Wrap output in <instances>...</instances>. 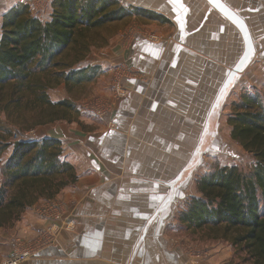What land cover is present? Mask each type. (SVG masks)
Segmentation results:
<instances>
[{"label": "crops", "instance_id": "1", "mask_svg": "<svg viewBox=\"0 0 264 264\" xmlns=\"http://www.w3.org/2000/svg\"><path fill=\"white\" fill-rule=\"evenodd\" d=\"M15 1L0 0V40L4 16ZM225 1L245 19L256 45L253 61L228 98L264 87V0ZM155 2L135 6L164 16L168 27H146V37L121 31L81 64L99 67L96 79L124 64V94L111 112L99 118L79 110L77 122L31 132L35 140L62 143L78 182L53 201L28 209L12 228L0 229V264L15 247L52 227L53 221L39 213L52 202L63 216L55 223V241L23 264H228L227 249L210 247L205 258L193 261L171 247L168 235L179 208L197 197L193 156L217 151V120L224 107L220 113L213 108L229 70L244 53V41L205 0ZM47 16L34 17L45 23L51 19ZM111 93L109 88L102 94ZM48 94L54 103L73 99L65 85ZM206 138L213 139L207 144Z\"/></svg>", "mask_w": 264, "mask_h": 264}, {"label": "trees", "instance_id": "2", "mask_svg": "<svg viewBox=\"0 0 264 264\" xmlns=\"http://www.w3.org/2000/svg\"><path fill=\"white\" fill-rule=\"evenodd\" d=\"M50 21L41 22L26 5L3 19L0 40V229L12 228L41 201H53L78 182L56 139L13 141L40 127L77 122L76 100L51 101L48 92L93 82L99 67L82 68L93 49L108 42L106 26L131 17L170 24L164 16L124 8L118 0H55ZM230 137L252 155L249 173L226 167L196 181L192 197L176 214L187 231L225 241L242 264H264V87L245 90L232 104ZM13 148L4 163V155Z\"/></svg>", "mask_w": 264, "mask_h": 264}, {"label": "rangeland", "instance_id": "3", "mask_svg": "<svg viewBox=\"0 0 264 264\" xmlns=\"http://www.w3.org/2000/svg\"><path fill=\"white\" fill-rule=\"evenodd\" d=\"M54 1L55 0H22V1L16 0L14 2L15 4L14 7L18 5H26L30 8L31 13L34 16L42 15L43 18L48 15L47 17H50L52 16L53 13L52 5ZM118 1L124 8L133 9V10L136 9L135 5L150 4L152 6L153 4L156 3L155 0H118ZM198 19L200 23V21H202V18H198ZM159 23H160L159 21H150L140 16L131 17L120 22L116 26H106L100 31L101 32L100 37L108 39L106 45H109V40L121 31L128 30L127 35L130 34L131 36H133L136 33L137 35L141 34V36L146 37V34L149 32L146 27H149L151 25L159 26V27L161 26L168 27L167 24H162V23L159 24ZM97 51H101V49H98ZM123 66L124 64L121 66L119 65L117 70L114 71V73H110L111 71L109 73L106 72L104 76L103 75L100 76L98 79L93 81V83H90L87 86L82 85L83 87L81 88L78 89L74 88L76 90H74L73 99L77 101L76 104L80 112L90 114L83 107L85 105H89L90 107L95 109H102L104 111H107L106 114L111 112L110 110L113 107L112 103L115 102L114 100H116L118 96L116 93V84L119 81H121V77L124 72L123 71L124 69H122ZM109 88L112 91V93L110 94L111 97L102 94L104 93L105 90ZM254 89H263V87L260 88L256 87ZM244 91L245 90H241L237 92L238 94L234 93L233 95L227 98V101H225L226 105L224 106L223 104L224 108L223 111L221 110L222 111L221 119L219 121L217 120V129H218L217 151H215L214 153H206L205 155H203V157L193 156L195 158L193 162L194 166L190 168V171L192 170L191 172L192 177L195 176V178L197 177L196 179H198L199 177H202L207 174H214L217 170L226 167H230V168L236 167L244 173L250 172V168L254 165L255 160L252 155L245 152L237 142L231 139L230 134L232 129L228 125V119L232 114L231 106L234 102L240 101V95H242ZM95 117L102 118V116H98V115H96ZM22 138L25 141H31V140H35L36 136L32 135L30 132L28 133V135ZM212 139L213 138H206L207 144L208 141ZM9 151L3 157L4 163L10 158L12 154ZM199 160L202 161V165L200 164L201 168L200 170H197L196 168L197 165H199L198 163ZM193 187H194V190H192L193 194L199 197L200 194L197 191L196 185L195 186L193 185ZM185 204L186 203H184V205ZM183 206L179 208V211L180 209H182ZM179 211H177V214ZM175 217L173 219V224L175 226L174 228H172L171 231H169V235H168L169 236L168 241L171 244V247L173 248L175 247L179 249L182 253H185L187 256H189L191 260L195 261L200 258H205L209 254L210 247L217 246L219 248H224L229 251L230 259L228 261V264H242L240 259L235 256L234 248H232L230 244H228L225 241L213 242L210 240H206L204 237H202L203 235H201L200 232L199 233H193L191 231L189 232L186 230L185 227L180 226L179 222L176 220Z\"/></svg>", "mask_w": 264, "mask_h": 264}, {"label": "water", "instance_id": "4", "mask_svg": "<svg viewBox=\"0 0 264 264\" xmlns=\"http://www.w3.org/2000/svg\"><path fill=\"white\" fill-rule=\"evenodd\" d=\"M207 4L210 6L211 10L217 12L224 19L234 25L238 31L240 32L243 41H244V53L240 58L237 65L229 70L227 74V79L224 82L218 96L217 102L213 108V111L217 110V113H220L222 110L223 104L230 92L233 88L235 82L240 77V75L246 70V68L250 65L255 57V49L256 45L253 41L252 34L247 25L245 19L234 9H232L229 4L225 0H205ZM207 127H209V122H207ZM199 154L201 152L199 151ZM176 187H174L175 189Z\"/></svg>", "mask_w": 264, "mask_h": 264}, {"label": "built area", "instance_id": "5", "mask_svg": "<svg viewBox=\"0 0 264 264\" xmlns=\"http://www.w3.org/2000/svg\"><path fill=\"white\" fill-rule=\"evenodd\" d=\"M116 93L120 97H122L124 94V90L121 88L120 81L116 84ZM83 107L87 110V112L94 116L98 115L103 117L107 113V111H104L102 109H95L90 107L89 105H85ZM24 136H18L17 134H15L13 136V140L19 141ZM39 213L41 214V216L53 221L52 227H49L48 230H42L39 237L34 242L26 243L23 245L20 244L15 247L3 264H23L29 261L35 255V253L38 252L39 249L50 245L55 241V236L58 230L55 223L61 220L63 217L60 206L53 202L47 203L39 210Z\"/></svg>", "mask_w": 264, "mask_h": 264}]
</instances>
